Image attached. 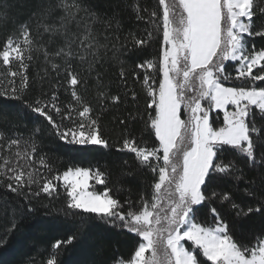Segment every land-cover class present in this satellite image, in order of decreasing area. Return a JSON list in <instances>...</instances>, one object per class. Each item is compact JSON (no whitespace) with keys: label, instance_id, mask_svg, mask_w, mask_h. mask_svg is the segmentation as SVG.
Returning <instances> with one entry per match:
<instances>
[{"label":"snow or ice","instance_id":"obj_1","mask_svg":"<svg viewBox=\"0 0 264 264\" xmlns=\"http://www.w3.org/2000/svg\"><path fill=\"white\" fill-rule=\"evenodd\" d=\"M128 9L137 21L147 20L146 35L129 31L121 39V12ZM14 10L26 12L27 19L16 24ZM9 22L15 28L0 45V96L21 103L15 111L0 107V188L23 203L14 207L0 197V214L9 219L0 245L37 204L47 209L63 195L59 211L76 222V234L52 243L41 264H61V252L77 236L87 238L91 222L139 239L128 258H106L101 230L89 238L84 264H264V233L250 243L237 239L212 206H229L238 221L264 217V86L256 83L264 82V47L250 46V38H264V0H157L151 10L140 0H2L0 28ZM161 33L158 60L135 64L142 81L132 72L147 98L142 113L121 56L143 53ZM227 61L235 62V75L226 70ZM109 65H119L116 93L105 80ZM149 69L160 78L154 80ZM90 87L95 103L86 98ZM33 88L34 99H24ZM61 90L71 97L67 104L60 102ZM121 105L133 110L113 118L121 129L116 151L134 154L152 174L150 191L123 202L107 187L92 188V180L106 183L99 168L61 173L42 152L45 135L68 145L109 148L101 122ZM213 110L223 112L219 127L210 121ZM28 113L37 123L25 135L13 121ZM136 121L143 123L139 140L130 130ZM144 134L154 137L151 146ZM241 181L251 204L236 203L223 187ZM25 264H36L35 258Z\"/></svg>","mask_w":264,"mask_h":264},{"label":"trees","instance_id":"obj_2","mask_svg":"<svg viewBox=\"0 0 264 264\" xmlns=\"http://www.w3.org/2000/svg\"><path fill=\"white\" fill-rule=\"evenodd\" d=\"M0 2H2V0H0ZM129 2H131V0H129ZM140 3L151 10L156 6L157 0H140ZM158 11L162 12V10L159 9ZM12 15L16 18V24L22 23L27 19L26 12L14 10ZM121 17L123 20V28L120 32L122 40L129 31L134 32L137 36L146 35L145 29L149 27L147 20L137 21L134 13H132L130 9L122 11ZM256 23L257 26H259L260 20L257 19ZM14 28L15 24L12 22H9L7 27L0 28V45L3 44ZM252 43H254L257 48L264 47V38H250V46ZM162 46L161 33L159 41H152L143 53L139 55L125 54L121 56V59L126 60L125 67L129 73L127 81L128 87L134 89L139 94L138 104L142 113L147 98L141 90V83L134 80L132 72L135 71L139 73L140 81H142L143 71L137 69L135 64L148 59L158 60ZM36 70V67L30 68L29 75L34 76ZM226 70L228 72L234 71L235 63L227 62ZM118 71L119 65H109L108 73L105 76L106 81H111V91L113 93H116L120 87V81L117 76ZM148 72L152 74L154 80L160 78L159 74L153 73V70L149 69ZM225 84L231 86V82H225ZM257 84L264 86V82H257ZM153 86L155 87L156 85L154 84ZM35 95L36 91L33 88L24 99L31 101L34 99ZM94 96L95 93L90 87L86 93V98L95 103ZM70 100L71 97L61 90L60 102L62 104H67ZM20 103L21 102L18 100L0 96V107L7 106L10 111L18 109ZM132 110L131 105H129L127 111ZM127 111L125 107L121 105L119 112L112 110L104 115L101 122V130L103 137L108 139L110 144V147L107 149L93 145H68L57 140L54 136L45 135L43 137L42 152L47 154L54 164L56 171L61 173L69 167L99 168L107 174V180L105 184H96L93 182V188L95 190L103 192L105 187H107L111 190L110 195L119 199L121 202L129 197L135 201L139 198L140 192L150 191L149 186L152 182V174L147 169L139 167L134 158V154L116 151V148L119 146L121 129L113 118L115 116L127 115ZM149 111L151 110L149 109ZM182 118L186 117L182 116ZM38 119L39 121H43V118ZM145 119H147L146 116ZM211 121H215L214 126L219 127L223 121L222 112H211ZM13 123L16 125L17 131L27 135L28 131L37 123V118L34 114L28 113L27 115L17 117L14 119ZM142 129L143 123L136 121L132 123L130 130L139 140ZM11 132L12 129L9 128L8 134L11 135ZM144 139L145 143L149 146H151L154 141V137L148 139L147 134H144ZM125 161H127V163H125ZM241 167H243V165H241ZM244 186L243 181L223 185L225 190H231L235 202L242 206L252 203L251 199L244 194ZM217 190L219 191L220 188H217ZM3 196H6L7 200H9L14 207H19L23 203V201L14 194L10 192L6 193L3 188H0V197ZM42 203L49 202L44 200ZM63 204V195H61L59 200L49 204L47 209L37 204L36 210L31 217H26L21 223L20 229L12 233L6 243L0 245V264H25L26 261L32 258H35L36 264H41V262L46 261L48 258V249L52 243L56 240H65L69 236L76 234V222H74L72 218H66L63 213L59 211ZM212 206L216 207L224 215L225 220L231 223L233 226V233L237 239H242L250 243L256 235L264 233V217L253 215L238 221L229 206L221 207L218 201H214ZM207 211V207H204L201 213H199L202 219L205 217ZM46 212L49 213L47 216L45 215ZM208 219L210 222V217ZM41 223L46 225L43 230L38 227ZM7 226H9L8 217L0 214V237L4 235V230ZM101 230H103L105 234L106 258L112 256L128 258L134 252V248L137 246V241L139 239L134 233H128L126 230H119L116 228H108L96 222H91L88 237L81 238L77 236V240H75L72 245H69L66 250L61 252L59 257L61 264H84L91 254L89 238L95 237Z\"/></svg>","mask_w":264,"mask_h":264},{"label":"rangeland","instance_id":"obj_3","mask_svg":"<svg viewBox=\"0 0 264 264\" xmlns=\"http://www.w3.org/2000/svg\"><path fill=\"white\" fill-rule=\"evenodd\" d=\"M227 62H231V61H227ZM227 62H225V63H227ZM232 63H235V62H232ZM235 68H236V65H235ZM255 71V70H254ZM233 75H235L236 73H235V70L234 71H232L231 72ZM257 83V82H256ZM226 86H230V85H227L226 84ZM212 112H217L216 110H213ZM222 115H223V112H222ZM210 121H211V113H210ZM93 182L95 183V181L94 180H92V181H90V185L92 186V188L94 187L93 185ZM90 190H92L91 188H90Z\"/></svg>","mask_w":264,"mask_h":264}]
</instances>
